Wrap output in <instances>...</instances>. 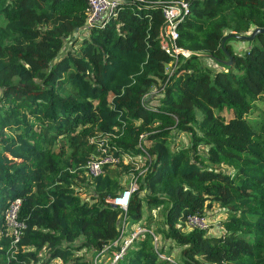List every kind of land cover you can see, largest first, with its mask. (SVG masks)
<instances>
[{
	"label": "trees",
	"instance_id": "16d2710c",
	"mask_svg": "<svg viewBox=\"0 0 264 264\" xmlns=\"http://www.w3.org/2000/svg\"><path fill=\"white\" fill-rule=\"evenodd\" d=\"M172 1L122 0L117 16L86 26L87 0H0V264H91L73 259L123 247V211L108 201L124 190L121 173L105 167L79 191L105 143L147 159L129 223L142 221L143 201L166 206L165 227L152 232L149 217L115 264H171L174 248L184 264H264V34L244 54L234 37L264 29V0H184L186 58L162 46ZM16 199L19 240L5 221ZM216 204L222 233L187 227Z\"/></svg>",
	"mask_w": 264,
	"mask_h": 264
},
{
	"label": "built area",
	"instance_id": "2783aa9c",
	"mask_svg": "<svg viewBox=\"0 0 264 264\" xmlns=\"http://www.w3.org/2000/svg\"><path fill=\"white\" fill-rule=\"evenodd\" d=\"M88 1V13L86 26L93 25H103L111 18L117 16L118 6L122 0H87ZM189 11V5L184 0L172 1L165 8V17L166 22L164 27L162 28L161 38H162V46L168 54L175 55L177 58L181 54L183 57H189L192 52L189 50L182 48L178 45L177 40L179 39V32L177 30L178 23L184 18V15ZM98 154L92 156L90 161L87 164V174L91 177H98L99 175L104 173L105 167H117L121 164H134L136 170L139 169V163L141 157H134L131 154H115L111 151V148L108 146V143L101 144L98 148ZM139 161V163H137ZM148 170V167L145 171ZM140 171V172H145ZM139 172V173H140ZM131 182L130 186L120 192L115 197H110L108 201L112 203L114 206L119 207L123 211L124 222L125 225L128 221V207L131 203L132 197L136 189L139 187L138 179L140 178V174L135 175L134 172L131 173L130 177ZM144 178V177H143ZM142 178V179H143ZM21 200L16 199L11 202L7 210L5 211V221L8 227L10 228L12 234L16 237V240H19L20 235L22 234V229L24 224L20 221V210H21ZM205 214L202 215H190L186 222L187 227L189 229L198 228L201 230L208 231L207 223H206ZM121 221V218H120ZM143 229L140 228V232ZM223 232V227L219 232ZM117 242H115L114 246ZM130 242H127L124 247H122L119 251L114 252V259L111 264H115V262L119 261L123 258L126 247ZM100 254L97 255L93 264H101L99 260ZM170 260H172L170 258Z\"/></svg>",
	"mask_w": 264,
	"mask_h": 264
},
{
	"label": "rangeland",
	"instance_id": "374dc122",
	"mask_svg": "<svg viewBox=\"0 0 264 264\" xmlns=\"http://www.w3.org/2000/svg\"><path fill=\"white\" fill-rule=\"evenodd\" d=\"M0 23H1V21H0ZM250 34H251V32L247 33V35H250ZM83 36H87V35L83 34ZM253 42H254V40L253 41H244V40L236 39V42H235L236 47L235 48H236L237 52L244 54L245 51L250 47V45ZM256 43H259V42L257 41ZM70 44H71V38L66 42V47H68ZM202 62L209 67H213V68L220 67L214 59L210 60V57H208V56H202ZM252 116H253L252 114L248 115V117L251 120L253 119ZM175 139L177 141V144L181 143L183 145H188L190 142L189 141V135L186 133L177 134ZM200 151L205 152V150H203V149H200ZM140 160L141 161L139 163V169L136 172H134L135 175L140 174V178L138 179L139 185H140V180L143 177H145L146 172H147V170L145 171V169L147 168V166H145L146 165L145 162L147 159L142 158ZM129 166L133 167L134 164L133 165L129 164ZM115 168H116L115 170H117L118 172L121 173V180H122L124 190L127 189L130 186V182H131V178H132V176L130 177L131 173L133 172V171H131L132 168L130 167L128 171L126 168H124L121 165L117 166ZM140 171H145V172L142 173ZM138 189H139V187L136 190H138ZM93 190H94V187H93V184L91 182V177L88 175V178L85 182V188L80 189L79 191L81 192V194L83 196H86L87 193H89ZM141 194L144 195L146 193L142 192ZM143 211H144L143 219L139 224H136V225L130 224L129 220L127 221V224L125 225L124 216H123V212H122L121 221H120V228H121L122 236H124L123 240L125 241V244L127 242H132L133 240L136 241V239L141 238V235L143 234V232L142 231L140 232L139 230H140V228L143 229V224L148 221L149 217L152 218V220L150 221L152 232H156V230L158 228H164L165 227L166 206L150 207L146 201H143ZM227 216H228L227 212L222 207H220L218 204L214 205L212 208H208L206 210V213H205V217H206L205 220H206L207 227H208V229H207L208 233L216 234V235L219 234L221 227H222L221 222L223 220H225L227 218ZM143 231H144V229H143ZM128 238H130V239L128 240ZM165 240L166 239L162 238L161 235L156 233V235L154 236V239H153L155 248L160 250V248H162L164 245V247L166 248V252H167L170 249L171 241H165ZM117 244L118 243H116L115 246H117ZM125 244L123 245V247L125 246ZM98 254H100L99 260H100L101 264H111V262L114 259V255H115L114 254L113 256H110V255H107L104 253H100L99 251L91 250L88 248H83L79 252L76 253V256L74 257L73 260H77V258L87 259V260L91 261V264H93V262L96 259ZM181 257L182 256H181L180 249L174 248L172 253H171V259H172L171 264H184L182 262ZM47 259L48 258H47L46 252H43L41 254V260L43 261V260H47ZM43 262H45V261H43ZM43 262H42V264H66V263H63L60 259H55L51 263H47V262L43 263ZM73 263L74 262L71 261V263H67V264H73ZM204 264H209V263H204Z\"/></svg>",
	"mask_w": 264,
	"mask_h": 264
},
{
	"label": "water",
	"instance_id": "95a60500",
	"mask_svg": "<svg viewBox=\"0 0 264 264\" xmlns=\"http://www.w3.org/2000/svg\"><path fill=\"white\" fill-rule=\"evenodd\" d=\"M264 34V29L263 28H256L255 30H253L251 32L250 35L244 34V35H235L234 37L236 39H240V40H244V41H253L258 35ZM231 37V36H229ZM227 38H225L226 40ZM224 40V41H225ZM232 63V59H230L229 61L225 62V64H231Z\"/></svg>",
	"mask_w": 264,
	"mask_h": 264
},
{
	"label": "crops",
	"instance_id": "0c3cea01",
	"mask_svg": "<svg viewBox=\"0 0 264 264\" xmlns=\"http://www.w3.org/2000/svg\"><path fill=\"white\" fill-rule=\"evenodd\" d=\"M79 252V251H78ZM87 260V259H86Z\"/></svg>",
	"mask_w": 264,
	"mask_h": 264
}]
</instances>
